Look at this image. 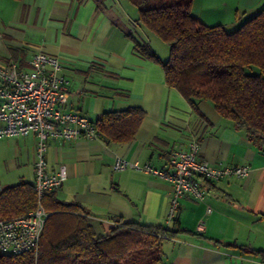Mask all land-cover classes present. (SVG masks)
Returning a JSON list of instances; mask_svg holds the SVG:
<instances>
[{"label": "crops", "instance_id": "crops-1", "mask_svg": "<svg viewBox=\"0 0 264 264\" xmlns=\"http://www.w3.org/2000/svg\"><path fill=\"white\" fill-rule=\"evenodd\" d=\"M126 1L0 0V66L14 61L28 68L31 54L41 50L59 58L69 79L66 110L93 122L102 112L128 107L145 113L124 143L101 135L49 139L47 171L63 166L67 173L55 196L78 204L96 235L108 233L118 220L170 230L154 264H259L254 251L264 252V145L253 143L208 101H197L194 109L168 86L162 66L137 53L127 36L152 47V36ZM262 8L264 0H193L191 13L229 30ZM194 138L199 158L216 166L248 165L251 171L246 178L214 182L195 176L203 200L183 196L167 222L172 184L134 169L114 171L112 162L121 155L168 170L171 149L186 150ZM36 145L34 133L0 138V190L34 182Z\"/></svg>", "mask_w": 264, "mask_h": 264}, {"label": "trees", "instance_id": "trees-1", "mask_svg": "<svg viewBox=\"0 0 264 264\" xmlns=\"http://www.w3.org/2000/svg\"><path fill=\"white\" fill-rule=\"evenodd\" d=\"M127 1L136 23L168 46L162 60L147 40L127 33L137 53L162 66L168 86L194 109L197 101H208L253 143L264 145V8L229 31L194 17L193 0ZM144 115L141 108L128 107L102 112L94 123L106 142L124 143L134 137ZM41 202L48 216L37 252H0V264H154L160 260L161 235L171 233L162 226L118 220L108 233L96 235L78 204L60 201L55 190L45 192ZM36 203L33 183L6 187L0 190V219L21 215ZM254 253L264 264V252Z\"/></svg>", "mask_w": 264, "mask_h": 264}, {"label": "built area", "instance_id": "built-area-1", "mask_svg": "<svg viewBox=\"0 0 264 264\" xmlns=\"http://www.w3.org/2000/svg\"><path fill=\"white\" fill-rule=\"evenodd\" d=\"M70 95L69 79L63 72L59 58L44 51L31 54L28 68L11 61L0 66V138L37 136L35 152L34 189L37 194L35 208L13 218L0 219V252L18 255L37 252L48 212L42 195L61 186L67 178L62 166L56 172L47 171L45 152L49 139L92 140L100 136L98 126L85 115L68 111L64 107ZM200 147L192 139L186 150L172 148L168 157V170L155 168L150 162L140 163L118 155L112 162L114 171L134 169L157 175L172 184L167 222L175 217L179 199L190 195L203 200L204 188L195 179L199 175L208 181L223 178H246L248 165L216 166L199 158ZM166 237L165 234L161 235Z\"/></svg>", "mask_w": 264, "mask_h": 264}, {"label": "rangeland", "instance_id": "rangeland-1", "mask_svg": "<svg viewBox=\"0 0 264 264\" xmlns=\"http://www.w3.org/2000/svg\"><path fill=\"white\" fill-rule=\"evenodd\" d=\"M126 4H127V6H129V2L128 1H126ZM134 12H135V10H134ZM227 29H228V27H227ZM231 29H233V28H231ZM231 29L229 28V31ZM150 39H151V45L155 49L156 54L160 58L165 59L168 56V46H167V44L164 43L162 40H160L159 38H157L155 36L150 37Z\"/></svg>", "mask_w": 264, "mask_h": 264}]
</instances>
